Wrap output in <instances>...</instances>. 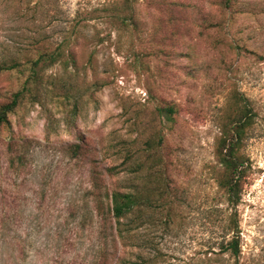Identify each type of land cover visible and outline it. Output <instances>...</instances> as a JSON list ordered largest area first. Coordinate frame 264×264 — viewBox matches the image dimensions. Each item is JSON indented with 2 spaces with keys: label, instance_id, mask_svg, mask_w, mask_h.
<instances>
[{
  "label": "rangeland",
  "instance_id": "rangeland-1",
  "mask_svg": "<svg viewBox=\"0 0 264 264\" xmlns=\"http://www.w3.org/2000/svg\"><path fill=\"white\" fill-rule=\"evenodd\" d=\"M132 1L144 38L152 27L159 36L170 33L169 56L135 59L131 32L107 21L125 0H0L1 61L25 63L40 49L70 46L87 65V81L97 78L101 86L78 90L75 112L72 97L48 93L42 102L25 101L0 126V264H99L110 246L90 194V167L66 147L86 143L105 168L122 162V141L142 146L158 128L181 199L170 221L167 209L145 207L151 221L138 228L140 245H120V252L143 264H264V0H237L234 10H221L219 0ZM45 74L72 80L59 63ZM23 79L16 69L0 74V104ZM235 92L249 100L255 117L244 147L247 183L241 201L228 206L210 166L217 117ZM167 102L179 112L161 126L154 110ZM137 114L150 125L136 122ZM12 137L31 140L20 171L9 167ZM116 180L107 177L110 187ZM232 211L237 257L222 250L232 235Z\"/></svg>",
  "mask_w": 264,
  "mask_h": 264
},
{
  "label": "trees",
  "instance_id": "trees-1",
  "mask_svg": "<svg viewBox=\"0 0 264 264\" xmlns=\"http://www.w3.org/2000/svg\"><path fill=\"white\" fill-rule=\"evenodd\" d=\"M236 3L237 0L218 1L221 10H234ZM176 4L185 6L183 3H170V5ZM107 21L117 29L131 32L133 40L138 43L136 46L132 45L129 51L138 62L141 56L144 58L156 57L159 54L170 55L171 51L166 48L171 45L170 33L159 36L158 28L152 27L150 36L144 38L132 0H125L120 12L117 7L114 8V11L107 16ZM88 62L93 68L94 62L91 57ZM58 63L63 65L72 80H53L46 77L45 69ZM13 69L20 71L24 79L21 87L12 93L10 99L0 104V126L9 124V115L25 101L42 102V98H46L45 94L48 93L59 97L64 95L66 99L70 97L74 99L71 111L75 112L80 102L77 97L82 94L79 91L85 85L101 87L97 78L93 82L87 81V65L78 59L76 52L70 46H58L52 50L40 49L35 57L25 63L16 60H0V74ZM76 75L83 77L84 81L81 84L76 81ZM89 88L90 86L85 87L87 90ZM232 101L228 108L217 117L219 134L215 138L214 158L210 166L228 206H235L241 201L247 183L249 166L244 147L255 117L249 100L243 94L235 92L232 95ZM178 112L179 107L172 102L157 106L154 110L155 115L160 117L161 126L163 118L174 121ZM136 118V122L144 121L145 124H149L143 118L138 119L140 114H137ZM30 143L31 140L28 138L14 137L6 142L9 167L13 171H20L27 165ZM122 144L120 150L124 153L122 162L105 168L98 165L91 148L86 143L72 142L66 147L72 159L77 163H87L90 167L88 169L90 194L99 223L102 229L105 227L107 230V244L109 243L110 246L103 248L99 264H143L138 259L128 258L126 250L120 252L119 246L140 245L138 228L145 222L151 221L148 215L145 217V207L167 209L170 221L172 210L181 199L179 186L175 183L172 171L174 162L170 157V151L167 150L166 134L162 128L150 134L142 146L135 141L125 140ZM107 177H118L119 180L110 187ZM149 216L152 217V215ZM228 216L233 223V226H228V233L232 235L223 241L222 250L237 257L241 249L238 224L235 220L236 212L232 211L228 213ZM107 257H110L109 263L106 261Z\"/></svg>",
  "mask_w": 264,
  "mask_h": 264
}]
</instances>
